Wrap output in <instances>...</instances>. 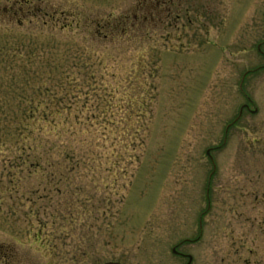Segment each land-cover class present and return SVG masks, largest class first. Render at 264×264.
Wrapping results in <instances>:
<instances>
[{"label": "rangeland", "instance_id": "rangeland-1", "mask_svg": "<svg viewBox=\"0 0 264 264\" xmlns=\"http://www.w3.org/2000/svg\"><path fill=\"white\" fill-rule=\"evenodd\" d=\"M136 1L34 5L74 12L85 25L131 18ZM173 5L130 41L62 29L59 15L38 12L20 27H0L1 45L35 53L31 68L40 73L29 74L51 88L46 99L94 88L102 98L89 102L111 121L106 140L96 137L104 145L89 152L77 141L74 161H62L61 146L42 147L30 155L49 156L51 166H13L7 160L19 152L0 146V264H186L187 254L190 264H264V0ZM3 68L7 87L19 71ZM50 173L67 175L56 182Z\"/></svg>", "mask_w": 264, "mask_h": 264}, {"label": "trees", "instance_id": "trees-1", "mask_svg": "<svg viewBox=\"0 0 264 264\" xmlns=\"http://www.w3.org/2000/svg\"><path fill=\"white\" fill-rule=\"evenodd\" d=\"M35 1L40 2L41 0H13L9 4L0 0L2 3H0V27L9 29L11 26H15L14 24H16V27H20L28 18L29 22H32L38 12L41 16L51 17L50 20H56V16L59 15V18L63 21L62 29L65 27L80 29L82 27L80 32L84 35L88 33L98 37L103 33V38H108L110 35L111 37L116 36L130 41L135 38L134 35H136V38L143 35V29H146L147 26L153 28L163 12H166L169 16L171 8L174 7L173 0H137L133 8L135 11L140 12V19L137 12L133 16L131 15V18L127 13H124L112 19V15L109 14L105 19L100 18L93 22L84 21L85 25H82L79 22L81 21L79 14L74 12L66 13L63 10H54L49 14L46 10L43 11L41 6L34 5L39 4L35 3ZM68 17L72 18L67 23ZM73 17H76L77 20H74ZM91 24L94 25L93 30L88 28L89 26L92 27ZM43 25H47L45 21H43ZM19 47L13 42L11 44L4 42L2 45L0 44V67H4V71H19L17 75L15 73L11 74V81L6 84L7 87L3 82L0 84V95L5 96L0 100V146L8 145L19 152L13 160L8 159L7 162L13 166H19L26 163H30V165L35 163L37 165L44 160L51 166L53 160L49 156L44 157L39 154L31 156L30 151L33 149L37 151L42 147L46 148L43 149L45 151H51L55 146H61L63 152L62 161H74L73 154L77 141L78 146H85L89 152L92 145H104L98 144L96 139L98 135H101L102 139L106 140L104 137L107 135L111 121H108L105 117V108L99 102H89L90 95H96L101 99L103 94H99L94 88H87L83 91L82 88L73 87L70 89L71 94L67 99L64 98L63 100L62 97L56 100L49 97H47L49 99H46L47 94L51 93V88L40 83L41 80L34 75L32 78L39 80L36 83L29 74L31 71L38 72V70H32L31 68L35 53H22L19 51ZM40 62L43 66L51 68V70L56 68L49 65L47 61ZM83 65L86 66L84 63ZM91 78H93L92 74ZM28 91L36 98L28 99ZM100 91L105 93V90ZM80 94L84 96L82 101H80ZM43 95L46 96L44 97ZM62 95L66 96L69 94L65 91ZM9 96L13 97L11 101L5 99ZM13 101L14 103H12ZM116 106L120 108L121 104L117 103ZM10 109H13V111L17 109L22 115L11 119L7 118V113H9ZM78 112H88V114L80 117ZM61 113L68 115L70 113L77 114L73 115V117L60 116L61 118H56ZM124 134V140L132 139V136L127 133ZM54 135L61 141L56 140ZM137 139V136H134L131 143L124 141V147H127L129 143L134 146V142ZM65 175L67 173L59 174L56 177L53 173H50L48 176H51V179L56 182H60L61 177ZM57 190L60 191V188H57Z\"/></svg>", "mask_w": 264, "mask_h": 264}, {"label": "water", "instance_id": "water-1", "mask_svg": "<svg viewBox=\"0 0 264 264\" xmlns=\"http://www.w3.org/2000/svg\"><path fill=\"white\" fill-rule=\"evenodd\" d=\"M174 248L172 249V251L174 252ZM188 257V262L186 264H190L191 260H192V256L191 255H187ZM98 264H121L119 262H115V261H107V262H103V263H98Z\"/></svg>", "mask_w": 264, "mask_h": 264}]
</instances>
